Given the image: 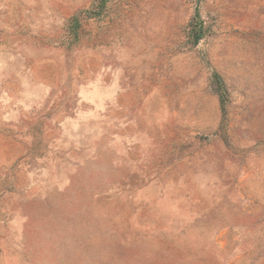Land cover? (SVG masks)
Segmentation results:
<instances>
[{"label": "rangeland", "instance_id": "1", "mask_svg": "<svg viewBox=\"0 0 264 264\" xmlns=\"http://www.w3.org/2000/svg\"><path fill=\"white\" fill-rule=\"evenodd\" d=\"M0 264H264V0H0Z\"/></svg>", "mask_w": 264, "mask_h": 264}]
</instances>
